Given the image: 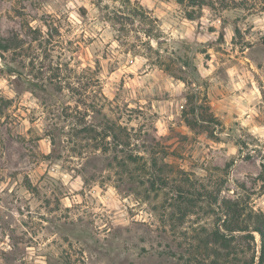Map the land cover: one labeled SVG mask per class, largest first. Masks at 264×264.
Listing matches in <instances>:
<instances>
[{
    "label": "rangeland",
    "instance_id": "1",
    "mask_svg": "<svg viewBox=\"0 0 264 264\" xmlns=\"http://www.w3.org/2000/svg\"><path fill=\"white\" fill-rule=\"evenodd\" d=\"M204 2L0 0V264H258L264 0Z\"/></svg>",
    "mask_w": 264,
    "mask_h": 264
},
{
    "label": "trees",
    "instance_id": "2",
    "mask_svg": "<svg viewBox=\"0 0 264 264\" xmlns=\"http://www.w3.org/2000/svg\"><path fill=\"white\" fill-rule=\"evenodd\" d=\"M177 2L181 4L187 3V5H190V6H197V5L205 4L204 0H177ZM188 17L190 19H195V16L192 13H189ZM7 41L8 43L6 44L5 43L2 44V42L0 43L1 48H3L4 50H9L13 46H16V44H14L13 42L14 41L13 38L8 39ZM189 107H190L189 109H185L183 111L185 120L187 121L189 125H191L192 127H195V125H198L200 123V120H205V119H203L202 116L198 114L197 109H199L200 107L197 106L194 102H190ZM191 115L193 116V118H191ZM197 115L199 118L197 117ZM51 139H52V142L56 144V138L54 134H52ZM227 203H228L227 204L228 210L230 211L231 216L234 217L235 211H236L235 206H238V203L232 202V201H228ZM227 227L229 228L228 224H227ZM230 230H233V229L231 228ZM253 230L258 231L262 238L261 255H260L258 264H264V227H254ZM216 233L218 234L217 237L219 239L223 238V234H221L220 232H216Z\"/></svg>",
    "mask_w": 264,
    "mask_h": 264
}]
</instances>
